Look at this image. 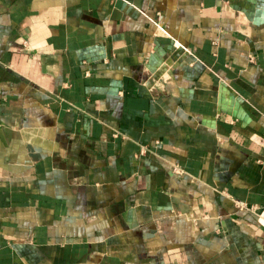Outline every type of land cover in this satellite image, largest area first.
Instances as JSON below:
<instances>
[{"label":"crops","instance_id":"1","mask_svg":"<svg viewBox=\"0 0 264 264\" xmlns=\"http://www.w3.org/2000/svg\"><path fill=\"white\" fill-rule=\"evenodd\" d=\"M264 0H0V264H264Z\"/></svg>","mask_w":264,"mask_h":264},{"label":"built area","instance_id":"2","mask_svg":"<svg viewBox=\"0 0 264 264\" xmlns=\"http://www.w3.org/2000/svg\"><path fill=\"white\" fill-rule=\"evenodd\" d=\"M258 215V219L261 221H264V208L263 209H260L257 213Z\"/></svg>","mask_w":264,"mask_h":264}]
</instances>
